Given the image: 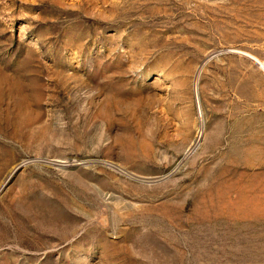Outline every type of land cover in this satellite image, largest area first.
Here are the masks:
<instances>
[{
    "label": "rangeland",
    "instance_id": "1",
    "mask_svg": "<svg viewBox=\"0 0 264 264\" xmlns=\"http://www.w3.org/2000/svg\"><path fill=\"white\" fill-rule=\"evenodd\" d=\"M263 56L264 0H0V264H264Z\"/></svg>",
    "mask_w": 264,
    "mask_h": 264
},
{
    "label": "built area",
    "instance_id": "2",
    "mask_svg": "<svg viewBox=\"0 0 264 264\" xmlns=\"http://www.w3.org/2000/svg\"><path fill=\"white\" fill-rule=\"evenodd\" d=\"M262 63H264V56H263V60H262Z\"/></svg>",
    "mask_w": 264,
    "mask_h": 264
},
{
    "label": "bare ground",
    "instance_id": "3",
    "mask_svg": "<svg viewBox=\"0 0 264 264\" xmlns=\"http://www.w3.org/2000/svg\"><path fill=\"white\" fill-rule=\"evenodd\" d=\"M263 64V68H264V63H262ZM262 67V66H261Z\"/></svg>",
    "mask_w": 264,
    "mask_h": 264
}]
</instances>
